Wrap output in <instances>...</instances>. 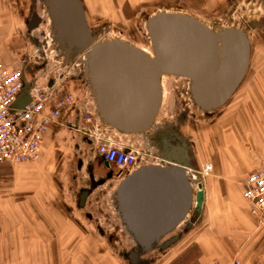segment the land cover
Segmentation results:
<instances>
[{
	"label": "rangeland",
	"instance_id": "374dc122",
	"mask_svg": "<svg viewBox=\"0 0 264 264\" xmlns=\"http://www.w3.org/2000/svg\"><path fill=\"white\" fill-rule=\"evenodd\" d=\"M194 1L197 0H82L95 41L119 38L152 54L154 50L146 24L149 17L161 11L193 10L190 12L204 19L194 17L205 24L209 23L216 30L233 28L238 24L247 31L251 42L250 64L241 84L224 106L210 113L203 111L196 105L188 81L174 75H165L162 78L161 107L151 129L141 134H126L139 149L155 156L146 158L149 159L148 164L163 163L159 155V136L169 131L179 134L193 147L195 178L200 182L203 180L204 184L220 180L221 186L228 187L230 196L227 199L232 200L243 191L244 178L238 181L234 177L239 175L236 166L242 168L241 173L246 176L264 162L263 150L256 149L251 144L243 151L248 155L247 158L243 159L238 151L242 140L247 141L254 125L264 124V0H204L206 7L199 10L192 6L196 3ZM35 12L41 23L30 29L28 21ZM6 57L10 59L8 65L15 70L22 68L24 64L28 66V74L37 76L39 86H46L48 79L55 82L56 89L51 103L65 93L72 92L78 98L77 108H68V114L64 111L60 122L47 134L45 149H41L36 160L8 164L11 168L18 165L33 166L39 180L45 181L31 193L33 198L30 201L34 208L32 215L47 213L48 222L53 217L63 229L75 228L68 216L75 219L86 233L80 237H68L73 244L79 242L91 248L85 252L72 251L73 257L76 259L79 256L84 264H133L127 254L138 251L137 244L133 236H128L121 230L123 221L116 206L120 179L113 178L104 185H99L110 172L117 175L118 170L107 168L90 141L74 127L82 122L89 108L97 107L96 101L86 89L82 63L86 52H67L63 44L54 41L52 22L43 0H0L1 61L4 62ZM236 139L238 141L235 143ZM230 153L234 156L233 159ZM223 162L233 167L235 172H230V176L218 178L220 173L205 172L207 166ZM6 179L15 180L12 175ZM44 184H47L46 188ZM193 188L195 193L198 189L197 182H193ZM92 189L95 190L90 195L89 205L80 209L77 199L83 190ZM192 207L187 221L195 224L185 236V242L190 246L188 250L193 251L190 258L197 256L196 241L199 242L201 237L206 236V231L210 230L206 225L207 216L203 221L196 222L197 212ZM99 227L105 232L104 235L100 233ZM185 227L186 222H183L179 229ZM235 228L230 229V234L223 237L224 246L212 243L213 250L202 255L201 264L211 259L221 262L238 259L242 264H264V228L258 229L262 232L261 235L248 238L239 236L237 232L242 231ZM54 238L59 240L62 236ZM63 238L68 239L66 236ZM239 240H244L243 244L249 242L247 249H242ZM200 253L202 254L201 250ZM159 255L160 252L157 251H146L139 257L142 264H161L162 258L157 259ZM59 256V253H55L52 257L58 264L61 263ZM166 259L162 264L170 262Z\"/></svg>",
	"mask_w": 264,
	"mask_h": 264
},
{
	"label": "water",
	"instance_id": "95a60500",
	"mask_svg": "<svg viewBox=\"0 0 264 264\" xmlns=\"http://www.w3.org/2000/svg\"><path fill=\"white\" fill-rule=\"evenodd\" d=\"M43 1L54 41L67 52H86L85 71L98 113L123 134L151 129L163 99V76L189 78L196 105L210 113L230 100L250 64L251 42L244 29L215 32L189 14L161 11L146 24L154 50L151 56L119 38L95 41L82 0ZM171 135L158 138L162 157L171 165L143 167L125 177L116 192L120 217L137 244L138 251L127 254L135 264L142 263L140 254L163 232L171 231L185 217L193 201V211L202 210V184L198 181L200 189L194 193L185 173V167H193L190 148L184 141L171 145V138L178 139L176 133ZM104 164L110 168L108 162ZM89 193L83 190V200Z\"/></svg>",
	"mask_w": 264,
	"mask_h": 264
},
{
	"label": "crops",
	"instance_id": "0c3cea01",
	"mask_svg": "<svg viewBox=\"0 0 264 264\" xmlns=\"http://www.w3.org/2000/svg\"><path fill=\"white\" fill-rule=\"evenodd\" d=\"M194 2L196 3L192 4L191 2V4L192 6L194 5L198 10L204 9V7H206L204 0H197ZM191 8L193 9V7ZM190 11L193 10H177L169 12H182L185 14L189 13L190 15L204 19L202 16H199ZM3 60L6 64L10 63V59L8 57H6V59L4 58ZM25 78V87L20 93L16 102V107L18 108L22 107L29 99L28 88L31 81H35L37 84H39V82L37 81V76L28 74V66L25 68ZM52 83L53 80H47V84ZM66 111V114H68L70 110ZM55 124L57 123H54L50 126L48 133L52 130V128L56 126ZM254 126L255 128H253V130L251 131V134L248 137L247 141L242 140L241 148H237L243 159L247 158L248 156L247 154H245V152L243 153L244 148H246L247 145L250 146L251 144V146H254V148H260L264 152V146L262 145L264 144V124L259 123ZM47 134L45 135L41 145L42 150L45 149L44 142ZM171 134L172 133L170 131L167 132L168 136H172ZM177 135L178 139H171V145L175 146L176 144H180V141L186 142L190 148V154L193 157L194 163V155L192 149L193 147L191 143H189V141L185 138H182L179 134ZM124 136L127 135L124 134ZM237 141V139L234 140L235 143ZM159 155L161 157V161H163L162 164H142L136 170H133L127 175L121 176L120 183L125 179V177L149 165H155L165 168L169 167L171 165V162L164 159L161 152L159 153ZM230 155L233 159L234 156L232 155V153H230ZM262 165H264V162ZM185 168V173L187 172L186 175L190 179V170L196 171V166L193 165L192 168ZM236 168L239 173V175H234L236 180L241 181V179L244 178V181L242 183L243 191L241 194L235 197L236 199H227L230 196L228 187L221 186L220 180H217L216 183H212V181L205 182V184L203 180L201 181V184H203L202 188L205 192V199L201 212L197 213L196 222L203 221L205 216H207L206 225L210 230L209 232L206 231V236L201 237L199 242L196 241V243H198V247L196 248L197 256H193L192 258H190L189 255L192 254L193 251L188 250L190 246H187V243L185 242V239L187 238L185 236L188 235V230L193 224H195V222L191 223V221H187L191 209L193 208L192 206H195V201H193L190 212L186 214L187 216L185 215L183 221L181 220L182 222L180 221L171 231L165 233L163 232L161 238L157 242H155L150 249L147 250L160 252V255L157 259L160 260L162 258L161 264L164 262L163 260L165 258H167L166 260L170 261L166 264H176L177 262L185 264H201V262L203 261L202 255L205 256L207 251L210 252L213 250L211 249L212 243H221L220 245L224 246L225 239H223V237L228 236L230 234L229 230L234 229L235 227L242 231L237 233H239V236H243V238H248L249 236L253 235L255 237L258 234H262V232H259L258 229L264 227L257 225L258 221L256 217L251 214L248 203L243 196L245 191V181L248 175L255 168L251 170L246 176L245 174L241 173L243 170L242 168H239L238 165L236 166ZM34 171H36V169L34 170L33 166L30 165H18L14 166L13 168L9 167L8 164L0 165V264H58L57 261H53L52 259L55 253L60 254V264H64V262L69 264H84V261L80 260L81 258H79V256H76V259L73 257L72 251L82 250L85 252L89 251L91 248H89L87 244L83 245L79 244V242L73 244L69 242L70 238L68 236L72 235L80 237L86 233L84 232L85 230L83 228L79 227L75 219L68 216V219H70V221L72 222V227L75 228L63 229L60 227V224L57 223L56 219V223H54L55 221L53 220V217H51L52 221L48 222L47 213H45L44 215L41 214V216L32 215V210H34V208L31 206L30 200H32L31 197L33 198V196H31V193L35 188H37L38 186L40 187L42 183H45L44 180L43 182L41 181V179L39 180L37 171ZM214 171L220 173V176H218V178H225V176H230V172H235L233 171V167L226 162L218 163L215 166L212 165L211 172L213 173ZM233 173H231V175H233ZM10 175L15 178L14 181L6 179L10 177ZM1 179L3 181H1ZM45 185L47 184H44V187L46 188ZM29 196L30 198L28 199ZM89 198L90 196L88 195L86 199L83 200L81 193V195L77 199L78 207L80 209L87 207V205H89ZM244 201L246 203H244ZM89 217L91 218L92 216L90 215ZM183 222H186V227L181 230L179 228H181ZM121 226V230L123 232L128 234V236H133L124 224H121ZM68 229H70L69 232ZM99 230L102 235L105 234L101 227H99ZM54 236H62V238L57 240L58 237L54 238ZM63 236H66L68 239L63 238ZM194 240L196 239L194 238ZM243 241L244 240L240 242L241 247L244 250L247 249V244L249 242H245L243 244ZM200 250L202 251V254L200 253Z\"/></svg>",
	"mask_w": 264,
	"mask_h": 264
},
{
	"label": "built area",
	"instance_id": "2783aa9c",
	"mask_svg": "<svg viewBox=\"0 0 264 264\" xmlns=\"http://www.w3.org/2000/svg\"><path fill=\"white\" fill-rule=\"evenodd\" d=\"M85 61L86 57L82 59L86 89L94 98L85 71ZM25 68L24 64L22 68L15 70L0 60V164L36 160L50 126L59 123L62 114L68 108L78 106V98L72 92L65 93L62 98L59 97L51 103L56 89L55 82L41 87L35 81H31L28 101L20 108L16 107L17 99L25 87ZM89 109L83 116L82 122L74 127L90 141L96 154L111 167L116 168L121 176L136 170L142 164H148L147 157H155L151 155L152 153L139 149L129 137L104 122L97 107ZM211 170V166L205 168V172L209 173ZM243 196L259 226L264 227V165H260L248 175ZM204 264H242V262L238 259L229 262L211 259Z\"/></svg>",
	"mask_w": 264,
	"mask_h": 264
},
{
	"label": "flooded vegetation",
	"instance_id": "af4514ba",
	"mask_svg": "<svg viewBox=\"0 0 264 264\" xmlns=\"http://www.w3.org/2000/svg\"><path fill=\"white\" fill-rule=\"evenodd\" d=\"M39 16H38V13H33L32 14V16H31V18H30V20L28 21V25H29V27H30V29H33V28H35L37 25H39L41 22H40V20H39ZM167 134V132H164L163 133V136H165ZM170 139V138H169ZM113 168V167H112ZM115 173L113 172L112 173V175H109L108 174V176H107V178H103L102 179V181L99 183V185H101V184H105L107 181H109V180H113V178H116V179H120V177H121V175H120V173L118 172V174L117 175H114ZM93 176V175H92ZM95 187H97V186H95ZM95 189H92L91 191H90V193H89V196L93 193V191H94ZM132 252V251H131Z\"/></svg>",
	"mask_w": 264,
	"mask_h": 264
},
{
	"label": "bare ground",
	"instance_id": "6f19581e",
	"mask_svg": "<svg viewBox=\"0 0 264 264\" xmlns=\"http://www.w3.org/2000/svg\"><path fill=\"white\" fill-rule=\"evenodd\" d=\"M166 12H169V11H166ZM177 13H179V12H177ZM200 20V19H199ZM201 21V20H200ZM202 22V21H201ZM205 24V23H204ZM209 23H207V24H205V25H207V27H209L210 29H212L213 31H215V32H218V31H222L223 29H227V27H224L222 30H216L212 25H208ZM233 28H240V29H242L241 28V25H238V24H236ZM148 52V51H147ZM146 52V53H147ZM149 55H151V56H153L154 54H152V53H148ZM174 76H176V77H179V78H183V79H185L186 81H188V83L190 84V79L189 78H187V77H184V76H179V75H174ZM49 85H52V84H49ZM54 102H55V100H54ZM53 102V103H54ZM189 170V169H188ZM192 171V170H191ZM190 171V180H191V182L193 181V182H197V184H198V180H197V178H195V174L193 173V171L191 172ZM187 173V172H186ZM188 174V175H189ZM193 182H192V185H193ZM202 186H203V184H202ZM198 189H200V187H199V185H198ZM197 189V190H198ZM203 189V188H202ZM194 206V205H193ZM192 210V209H191ZM190 212V211H189ZM188 212V213H189ZM187 216V215H186ZM182 221H183V219H182ZM181 221V222H182Z\"/></svg>",
	"mask_w": 264,
	"mask_h": 264
}]
</instances>
